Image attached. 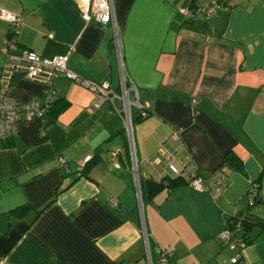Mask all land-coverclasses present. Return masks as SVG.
Returning a JSON list of instances; mask_svg holds the SVG:
<instances>
[{
    "label": "crops",
    "instance_id": "1",
    "mask_svg": "<svg viewBox=\"0 0 264 264\" xmlns=\"http://www.w3.org/2000/svg\"><path fill=\"white\" fill-rule=\"evenodd\" d=\"M224 1L187 20L182 8L211 1L113 0L117 47L112 23L81 16L80 5L91 0H0V9L23 18L21 46L47 57L68 52L70 69L115 87L123 70L147 112L137 117L133 107L132 150L109 102L95 107L89 89L55 78L68 107L51 123L48 113L43 120L23 114L0 145V264H148V255L151 264H222L226 246L217 234L225 215L251 211L247 189L258 175L253 203L264 200V0ZM11 28L0 18V69ZM40 92L39 81L15 78L6 94L28 102ZM230 149L245 172H230L219 190L211 180L202 190L184 183L143 202L140 179L181 169L210 175ZM88 154L96 162L89 176H78ZM25 201L31 208L23 216L7 212ZM244 254L264 264V236Z\"/></svg>",
    "mask_w": 264,
    "mask_h": 264
},
{
    "label": "built area",
    "instance_id": "2",
    "mask_svg": "<svg viewBox=\"0 0 264 264\" xmlns=\"http://www.w3.org/2000/svg\"><path fill=\"white\" fill-rule=\"evenodd\" d=\"M224 3L227 2L224 0H211V2L204 5L182 8L181 14L187 20L194 19L197 13L209 16L218 9H221ZM80 10L81 16L85 20L95 19L100 23H112L114 31L113 43L118 47L120 31L115 19L113 0H91L88 5H80ZM0 18L13 24V28L4 37L6 57L0 69V145L16 133L17 122L23 114L25 118H42L50 105V101L56 95L55 78L63 75L82 87L89 89L94 94L93 105L95 107H99L104 101L110 103L123 120L124 131L126 130L130 145L134 148L132 138L133 107L138 108L139 113L137 115L139 117H144L147 115V112L141 100L140 90L135 84L127 83L123 70L120 72L119 89L118 87H113L107 79L100 81L89 79L68 67V52L47 57L21 46L17 38L18 25L23 22L20 14L2 7L0 9ZM14 77L39 81L41 83L40 95L28 102H17L10 99L6 91ZM116 99L119 100L120 105L116 104ZM179 133L180 129H175L173 136L176 137ZM90 157L91 155L88 154L80 161V164L83 165ZM114 165L119 166L116 159ZM181 170L179 175L184 177V171L183 169ZM185 179L187 180V184L196 190L204 189L206 181L211 180L214 183L216 191L226 181L227 176L224 172L217 169L210 175L192 174L188 178L185 177ZM256 193V183H250L247 195L251 204L254 202ZM111 204L115 205L117 201L111 200ZM239 227H241V224L238 218H235L233 222L225 220L224 228L219 231L217 237L229 250L230 264H251L244 254L247 242L242 237L240 231L237 230ZM161 253L164 260H169L173 255L171 251L166 249H163ZM147 260L148 264H151L149 255ZM131 264H142V262L137 260Z\"/></svg>",
    "mask_w": 264,
    "mask_h": 264
},
{
    "label": "trees",
    "instance_id": "3",
    "mask_svg": "<svg viewBox=\"0 0 264 264\" xmlns=\"http://www.w3.org/2000/svg\"><path fill=\"white\" fill-rule=\"evenodd\" d=\"M194 7L193 5L189 6ZM17 77H14L12 80H14ZM69 105L68 100L65 98L59 96L56 92V95L54 98H52V101H50V105L46 109L45 113L43 114L42 118H37V120H43V117L46 113L52 118V120L49 122H53L55 118L61 113L63 110H65ZM137 115V114H136ZM137 117H139L137 115ZM36 119V118H35ZM7 143V142H6ZM92 156V155H91ZM96 160H94V157H90L86 162H84L83 165L79 162V169H77V174L79 175H86L89 176L90 168L95 164ZM61 166L64 168V175L66 176L68 173L71 172V169L69 168L68 162L62 161ZM67 170V171H66ZM219 171H222L226 174L228 177V174L232 171H240L245 172L244 163L242 158L232 149L227 150L223 154V164L220 168H218ZM195 174H202L201 172L195 173ZM260 175H258L256 178H254L250 183H257L260 182ZM187 183V180L180 176H167L164 175L159 179H154L151 177L144 178L143 180L140 179V188L142 193V200L143 202H146L148 200H151L153 196L163 188H173L180 184ZM69 184V183H68ZM259 194L256 193L255 199L258 198ZM260 199V197H259ZM31 208V205L25 201L22 203H18L12 207H10L7 212L16 216H23L29 209ZM239 213H241L239 215ZM235 218H238V221H240L241 227H239L237 230L240 231L242 237L246 239L247 245L251 244L255 239H257L259 236H264V216L258 215L250 211V209L243 210L241 212H238L236 214H229L225 215V220L228 222H233ZM237 220V219H236ZM254 227H259L258 233L254 236H252L251 231ZM220 241V240H219ZM220 243L224 245L221 241ZM225 246V245H224Z\"/></svg>",
    "mask_w": 264,
    "mask_h": 264
},
{
    "label": "rangeland",
    "instance_id": "4",
    "mask_svg": "<svg viewBox=\"0 0 264 264\" xmlns=\"http://www.w3.org/2000/svg\"><path fill=\"white\" fill-rule=\"evenodd\" d=\"M211 1V0H210ZM195 7V6H194ZM200 17H202V16H200ZM5 60V59H4ZM3 63H4V61H3ZM3 63H2V65H3ZM1 65V66H2ZM112 86L113 87H115L113 84H112ZM118 89H119V87H118ZM108 102V101H107ZM110 104V103H109ZM116 104L117 105H120V102H119V100L118 99H116ZM111 106V105H110ZM111 108H113L112 106H111ZM114 109V108H113ZM134 109H135V107H134ZM115 110V109H114ZM136 111V110H135ZM122 124H123V127H124V123H123V120H122ZM132 131H133V124H132ZM124 134H125V137L128 139V141H129V138H128V136H127V133H126V130H125V132H124ZM132 138H133V145H134V136L132 135ZM128 143H130V142H128ZM110 145H108V144H105L104 145V147L105 148H108ZM131 148H132V150H133V147L131 146ZM134 155H135V149H134ZM135 158H136V156L134 157V160H135ZM190 175H187V176H184V177H189ZM260 194H261V196H263V199H264V181L262 182V187H261V189H260ZM251 211L252 212H254L255 214H259V215H261V216H264V200H262V201H259V202H255V203H253V204H251ZM226 249V250H225ZM225 249H224V251H223V262H222V264H229V251L227 250V248L225 247ZM228 251V252H227Z\"/></svg>",
    "mask_w": 264,
    "mask_h": 264
}]
</instances>
